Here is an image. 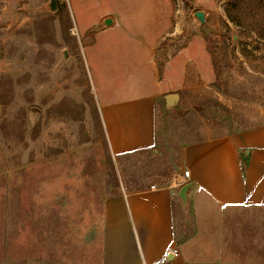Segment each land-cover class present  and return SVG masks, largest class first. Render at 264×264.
<instances>
[{
	"label": "rangeland",
	"instance_id": "374dc122",
	"mask_svg": "<svg viewBox=\"0 0 264 264\" xmlns=\"http://www.w3.org/2000/svg\"><path fill=\"white\" fill-rule=\"evenodd\" d=\"M50 1L0 0V264H101L106 196L153 183L181 142L264 122V0H160L170 6L160 58L188 47L195 70L178 106L161 105L157 151L121 157L91 57L102 11L130 22L154 3Z\"/></svg>",
	"mask_w": 264,
	"mask_h": 264
},
{
	"label": "crops",
	"instance_id": "0c3cea01",
	"mask_svg": "<svg viewBox=\"0 0 264 264\" xmlns=\"http://www.w3.org/2000/svg\"><path fill=\"white\" fill-rule=\"evenodd\" d=\"M151 1L143 20L119 22L102 11V43L91 57L115 157L157 151L165 96L186 87L195 70L188 47L161 60L170 6ZM164 156L173 164L153 183L104 199L101 264H264V122L181 142ZM185 184L187 210L179 197Z\"/></svg>",
	"mask_w": 264,
	"mask_h": 264
},
{
	"label": "water",
	"instance_id": "95a60500",
	"mask_svg": "<svg viewBox=\"0 0 264 264\" xmlns=\"http://www.w3.org/2000/svg\"><path fill=\"white\" fill-rule=\"evenodd\" d=\"M48 5H49L50 9H52V10L58 9V4H57L56 0H51ZM195 14L198 17V19L201 21V23L204 24L206 21V13L202 10H199ZM111 23H112L111 18L106 19L104 21V24L106 26H109ZM66 55H67V52H65V56ZM179 101H180V94L179 93H176V92L175 93H168L165 96V107L167 109L171 108V107H176V106H178ZM189 187H190V184L183 185V187L181 188L180 193H179V197H180V200L182 202V206L185 210H187V208H188L187 191H188ZM168 258H172V254H169Z\"/></svg>",
	"mask_w": 264,
	"mask_h": 264
},
{
	"label": "built area",
	"instance_id": "2783aa9c",
	"mask_svg": "<svg viewBox=\"0 0 264 264\" xmlns=\"http://www.w3.org/2000/svg\"><path fill=\"white\" fill-rule=\"evenodd\" d=\"M189 174H190V171H189V170H185V171H184V175H185V176H189ZM153 187H154V186H153Z\"/></svg>",
	"mask_w": 264,
	"mask_h": 264
}]
</instances>
